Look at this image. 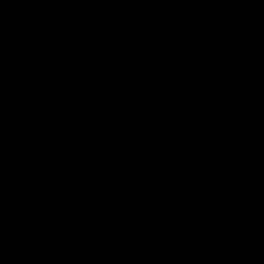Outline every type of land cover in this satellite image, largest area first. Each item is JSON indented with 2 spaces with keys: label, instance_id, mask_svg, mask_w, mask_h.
I'll list each match as a JSON object with an SVG mask.
<instances>
[{
  "label": "water",
  "instance_id": "water-1",
  "mask_svg": "<svg viewBox=\"0 0 264 264\" xmlns=\"http://www.w3.org/2000/svg\"><path fill=\"white\" fill-rule=\"evenodd\" d=\"M0 264H264V0H0Z\"/></svg>",
  "mask_w": 264,
  "mask_h": 264
}]
</instances>
